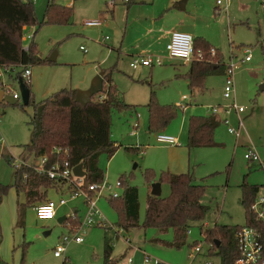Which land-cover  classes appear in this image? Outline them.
I'll list each match as a JSON object with an SVG mask.
<instances>
[{"label": "rangeland", "instance_id": "rangeland-1", "mask_svg": "<svg viewBox=\"0 0 264 264\" xmlns=\"http://www.w3.org/2000/svg\"><path fill=\"white\" fill-rule=\"evenodd\" d=\"M202 1L205 3L201 19L203 31L225 63L230 60L238 62L244 55L243 47L251 48V61L238 63L233 76L234 100L245 107L242 114L244 128L236 137L228 133L226 124L222 123L215 129L217 145L212 147L188 149L186 133L191 116L205 117L210 115L209 107L231 103L223 98L225 74L207 77L203 91H192L184 79L174 76L172 64L162 55H153L161 58L162 65L140 66L133 70L129 66V56L118 54L112 48L114 30H121L119 23L112 26L105 23L100 27L85 24L87 20L96 19L92 18V12L97 0H53L61 7L72 3L71 14L60 22L45 23L40 27L29 25L23 32V35H33L21 42L23 48L33 43L35 54L41 58H48L56 52V61L30 65L31 76L27 84L31 99L29 105L22 106L21 96L14 105L0 101V183L11 185L13 182L15 166L13 158L8 161L9 157H27L22 145L30 139L31 130L27 123L33 115L32 102L37 103L62 88L85 89L83 87L89 86L98 73L111 71L119 99L125 104L121 108L113 107L110 113V138L118 149L111 157L101 152L97 162L103 181L111 188L103 189L96 203L112 228L94 226L85 232L80 231L84 241H71L66 246L64 257L69 264H101L105 237L113 246L112 257L119 259L120 264L123 258L120 259L119 255L128 246L134 247L138 243L162 264H219L218 256L208 254L212 245L205 239V230L215 224L245 226L240 185L244 180L249 184L263 181L261 171L253 166L250 168L243 155L247 145H253L260 157L264 155V90H260L264 82V12L261 0H231L226 9H213L215 0ZM47 4L48 0L33 1L38 21L42 20ZM104 37L107 39L102 41ZM81 46L86 52L80 49ZM187 65L181 62L177 67L184 70ZM21 69L18 66L11 72L13 80L5 78L11 89L18 92L15 76ZM151 90L158 103L175 110L173 118L157 130L148 129L146 103ZM183 95L190 97L191 105L186 104L181 109L176 105L181 103ZM228 119L231 125L237 126L234 112L228 115ZM136 121L138 126L131 134ZM159 133L177 137L179 144L157 143L155 138ZM137 145L144 146V153L128 149ZM27 160L34 161L33 157ZM188 172L194 183L205 186L202 201L209 206V211L201 224L190 228L187 241L191 246L185 244L173 248L158 244L154 239L171 241L173 231L169 229L161 233L156 228L141 226L151 184L161 180V196L164 197L170 189L162 174ZM120 179L138 190L140 225L129 230L118 225V210L108 197L109 192L122 194L123 187L116 185ZM46 197L55 204L60 197L67 202L57 208L54 219L37 220L32 206L46 199L40 198L28 204L23 192L17 194L13 187L8 189L0 205V264H62L64 259L55 257L53 249L63 234H71V229L65 223H58L57 219L71 216L70 219L74 217L82 221L86 204L83 197L71 199L67 191L61 194L53 187L47 189ZM72 208H76V212L73 213ZM76 226L72 224V229ZM47 230L51 232L45 236L43 232ZM145 244L155 249H149ZM196 244H200L202 249L191 260L189 253Z\"/></svg>", "mask_w": 264, "mask_h": 264}, {"label": "trees", "instance_id": "trees-1", "mask_svg": "<svg viewBox=\"0 0 264 264\" xmlns=\"http://www.w3.org/2000/svg\"><path fill=\"white\" fill-rule=\"evenodd\" d=\"M71 12L72 6L61 7L55 5L53 0H48L43 18L38 21L32 2L0 0V63L14 66L54 63L47 57L37 56L33 43L26 50L22 47V26L40 27L45 23L60 22L65 20ZM193 47L195 51L200 50L202 55L197 57L195 54L189 63L188 70L181 76L187 81L189 89L203 91L207 77L225 73V62L220 52L205 39H193ZM211 48L215 50V57H211ZM20 74L21 72L15 77L22 79ZM76 90L62 88L37 103L32 102L33 115L27 123L31 130L30 139L28 143L22 145V149L27 153L26 158H37L46 154L50 160L68 161L71 167L82 164V169L85 171L84 185L101 183L103 173L97 165L98 155L104 151L111 157L118 149L110 138L111 109L121 108L125 104L119 99L111 71L103 72V89L97 94L103 96L101 100L92 97L89 103L81 105L75 101ZM30 103L31 99L27 105ZM146 107L149 112V130H157L165 126L175 115L173 107L161 105L156 101L153 90L150 91ZM221 123L223 120L218 115L191 116L187 129V148L217 145L214 140V131ZM54 148L67 149V153L56 154L53 152ZM128 149L138 151L139 147ZM9 160L11 161L12 157H9ZM14 168L12 184L0 183V205L10 187H13L17 194L23 192L28 204L40 198L48 200L46 191L50 187L61 194L63 191L68 192L71 188L66 187L64 182L52 180L44 174L37 173L31 167L21 165ZM162 177L169 185V194L164 197L153 196L150 193L147 195L141 226L156 228L161 233L169 229L173 231L171 241L154 239L158 244L173 248H180L185 244L191 246L187 241L190 228L201 224L209 211V206L202 201L205 186L194 183L189 172L163 173ZM119 182L123 187L122 194L109 198L113 200L118 210V225L129 230L140 225L138 190L122 179ZM258 187L259 184H249L244 180L240 185V202L244 206L245 226L256 230L262 245L260 264L264 263V223L249 210ZM65 221L70 222L71 226L80 223L70 217H66L63 223ZM241 227V225L215 224L212 228L205 230V239L212 245L208 254L218 256L219 264H238L241 252L237 234ZM112 251L113 246L105 237L101 264H117L119 260L112 257ZM62 264H68L67 260L64 259Z\"/></svg>", "mask_w": 264, "mask_h": 264}, {"label": "built area", "instance_id": "built-area-1", "mask_svg": "<svg viewBox=\"0 0 264 264\" xmlns=\"http://www.w3.org/2000/svg\"><path fill=\"white\" fill-rule=\"evenodd\" d=\"M22 2H32L34 0H20ZM129 0H124V2H128ZM176 1V0H175ZM229 0H215V4L217 7L227 8V3ZM115 0H107V4L109 6H113ZM261 8L264 12V0H261ZM87 26L91 27H99L102 24L101 19H91L85 21ZM27 26H22V35L21 41H25L26 39L32 38V34L23 35V32L27 29ZM107 37H104L102 41H105ZM25 50L28 48H24ZM81 50L86 52L84 47H80ZM165 49L170 56H177L183 62L190 63L195 54L197 57H201L202 53L200 50L195 51L193 47V36L187 32L183 31H173L170 34V38L165 45ZM211 55H214L215 50L211 48ZM243 57L238 60V62H230L225 63V81L223 87V98L225 100H230L231 103L225 106H211L209 107V113L213 116H220L223 120V123L226 124L227 132L239 137L243 125L242 114L245 112V107L242 105L236 104L234 100V70L237 68L238 63H246L251 60V48L243 47ZM163 62L159 56L153 55H135L131 58L129 62L130 68L133 70L138 67H152V66H160ZM18 66L2 64L0 63V90L3 91L4 94L10 95L13 99L19 100L20 95L17 90H12L10 85L5 81V78L8 77L12 79L11 72ZM21 67V77L22 81L27 85L31 76L30 65L19 66ZM19 80V79H18ZM96 99L101 100L103 98L102 95H95ZM186 100H188L186 102ZM190 103V98L186 95L181 97V103L177 104L178 108L184 109L185 105ZM231 112H235L238 123L237 126H233L229 123L228 115ZM138 117V116H137ZM138 122H134L132 127L133 130L131 134H134V129L137 128ZM155 141L157 143L166 144V145H178L179 142L177 138L171 135L159 133L156 135ZM53 152L56 154L67 153V149L54 148ZM142 153V150H140ZM244 159L249 163H256L259 165V168L263 172V181L259 184L258 190L256 192L254 201L250 204L249 210L255 213V216L258 220L264 223V159H262L258 152L256 151L253 145H247L246 150L243 155ZM13 158V166H28L33 168L37 173L46 175L49 179L58 180L65 183L66 187H71L68 191V197L73 199L76 196H80L84 198L86 204V211L84 214V218L80 223L72 229L70 222L65 221V225L71 229V234H63L59 238V243L53 249V255L57 258H63L66 250V246L69 242L73 241L76 243H82L84 241L83 234L80 231L85 232L87 229L100 226L106 228H112V225L108 224L105 216L102 214L100 209L97 206V199L102 195L103 189L110 190L111 186L108 185L107 182L102 181L101 183H91L88 185H84V176H76L73 174V167H71L68 161L64 160L60 162L58 159L50 160V158L44 154L37 158H33V162H28L27 158ZM116 185L120 186V182L118 181ZM119 194L117 192H109L108 197H117ZM67 202L66 199L60 197L57 204L53 201L46 200L41 203L34 204L32 206L33 212L37 220H51L54 219L56 215L57 208L65 205ZM71 217V216H70ZM74 218V217H73ZM108 230V229H106ZM238 245L241 252V256L238 259V264H259V260L261 257L262 245L258 240V233L252 227L242 226L240 231L237 234ZM202 246L200 244H196L193 246L191 252L189 253V257L193 260L196 255L201 252ZM152 258L144 254L143 261L149 262ZM125 264H134L133 259L130 256L126 257ZM203 264H213L212 262H204ZM260 264H264L263 262Z\"/></svg>", "mask_w": 264, "mask_h": 264}, {"label": "crops", "instance_id": "crops-1", "mask_svg": "<svg viewBox=\"0 0 264 264\" xmlns=\"http://www.w3.org/2000/svg\"><path fill=\"white\" fill-rule=\"evenodd\" d=\"M179 1L180 0H129L128 2H124V0H115L114 5L109 6L107 5V0H97L95 9L92 12V18L101 19L102 24L100 26H103L105 23L110 26H112L113 23L120 24L121 30L120 32L114 30L115 35L112 41V48L116 50L118 54L124 55L125 57L129 56L130 59L133 55L135 56V54L162 55L165 60H168L172 64L174 76L185 80L181 75L188 70L189 63H185L183 60H179L170 55L167 56L166 53L165 45L170 38L171 32L183 31L191 34L194 40L205 39L209 43L210 40L203 31L204 25L201 21L203 18L202 14L205 10V3L202 0H186L183 8H180ZM230 1L231 0H229L228 3ZM71 4L72 3H69L68 5L70 6ZM214 5L213 9H224L223 7H217L215 2ZM181 62L183 64H188L184 70L177 67V64ZM103 72L105 71H101L100 73ZM87 87L88 85L83 88ZM194 90L195 89H192V91ZM188 105H191V103ZM221 124H219V126ZM136 147H139V151L142 150V153H144V146L137 145ZM262 156L261 158H264L263 154ZM248 166L250 168L252 166L257 168L263 174L258 164L248 163ZM76 210V208H72L73 213L76 212ZM61 224H63V222ZM145 246L147 245L145 244ZM147 248L155 249L148 246ZM144 250L146 249L139 243L136 246L134 245V247L128 246V248L119 255L120 259L123 258V263L121 264H125L127 256L133 259L134 264H162L155 255H149ZM144 254L149 255L152 260L144 262ZM117 264H120V261H118Z\"/></svg>", "mask_w": 264, "mask_h": 264}, {"label": "water", "instance_id": "water-1", "mask_svg": "<svg viewBox=\"0 0 264 264\" xmlns=\"http://www.w3.org/2000/svg\"><path fill=\"white\" fill-rule=\"evenodd\" d=\"M186 0H180L179 1V7L183 8V5L185 4ZM48 60L51 62L56 61V52H54L52 55L48 57ZM19 85V92L22 99V103L24 105L28 104V101L30 99V92L28 89V86L21 80H18ZM103 89V73L97 74L91 81L90 85L85 89H77L75 94V101L78 102L81 105H86L89 103L93 96L101 92ZM260 90H264V82L260 85ZM5 100L7 103L14 105L17 100L13 99L10 95H6L3 93V91L0 90V101ZM136 165H134L135 167ZM73 174L76 176L83 177L85 175V171L82 169V164H78L73 167ZM150 194L153 196H160L161 195V183L160 181L154 182L151 184V190ZM66 216H62L57 219L58 223H62L65 220ZM50 230H47L43 232L45 236L50 234ZM217 244L219 242L217 241Z\"/></svg>", "mask_w": 264, "mask_h": 264}]
</instances>
